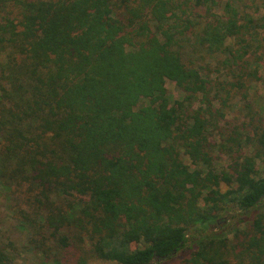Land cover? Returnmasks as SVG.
I'll use <instances>...</instances> for the list:
<instances>
[{
	"label": "trees",
	"instance_id": "obj_1",
	"mask_svg": "<svg viewBox=\"0 0 264 264\" xmlns=\"http://www.w3.org/2000/svg\"><path fill=\"white\" fill-rule=\"evenodd\" d=\"M254 1L0 0V190L26 254L264 264Z\"/></svg>",
	"mask_w": 264,
	"mask_h": 264
},
{
	"label": "rangeland",
	"instance_id": "obj_2",
	"mask_svg": "<svg viewBox=\"0 0 264 264\" xmlns=\"http://www.w3.org/2000/svg\"><path fill=\"white\" fill-rule=\"evenodd\" d=\"M253 2H250L249 5L251 6L249 8V11L254 14L255 18L262 17L264 15V0H256ZM259 8V12L256 13V8ZM264 59V56H263ZM261 77L262 82L254 85L255 89L252 92L253 95L256 96L257 99L260 100V102L264 101V68H261ZM167 90L169 92L170 98L173 101L181 100L183 93L181 90L175 85V83L167 82ZM234 111L232 113L239 114L240 111V105L236 104L234 105ZM231 116V115H230ZM224 166V162L221 163ZM233 221H229V223H226L227 226L233 225ZM26 234L22 233L17 227H16V220L14 218V214L10 211L7 201L5 199V195L1 193L0 190V240L4 242V244H10L12 243L15 249L21 252V255L15 264H41L40 257L33 256L32 253H25L23 249V244L26 243Z\"/></svg>",
	"mask_w": 264,
	"mask_h": 264
}]
</instances>
